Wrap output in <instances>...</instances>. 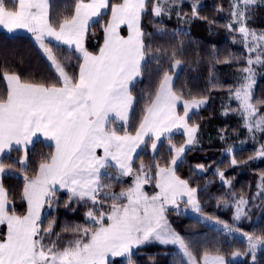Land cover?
Here are the masks:
<instances>
[{"label":"snow or ice","instance_id":"6c2138e0","mask_svg":"<svg viewBox=\"0 0 264 264\" xmlns=\"http://www.w3.org/2000/svg\"><path fill=\"white\" fill-rule=\"evenodd\" d=\"M175 0H153L151 13L155 17L171 14ZM258 4L264 0H230V17L224 27L238 33L247 53L245 66L241 69L238 86L230 90V99L238 102L236 112L250 133L264 134V114L253 100L256 84V67H264V31L257 32L248 27L247 21ZM192 17H201L199 4L191 5ZM149 11L148 0H75L71 15L56 19L53 16L52 0H0V27L8 33L25 30L31 34L45 58L56 83L35 82L22 78L16 72H4L5 92L0 94V226L6 231L0 237V264H113L112 258H126V264H134L133 249L142 245L159 243L175 245L182 257L180 264H232L217 249L204 250L199 257L194 252L196 242L191 245L170 224L167 213L171 208L177 214L191 209L201 213L198 189L187 179L177 174L178 162H184L186 150L191 151L197 143L198 124H190V113L198 115L207 104V97L185 99L174 89L173 75L163 71L154 94H142L143 107L135 131L128 130L134 105L139 103L133 95L136 84L155 62L157 72L161 57L150 55L151 45L145 43L146 34L141 26L143 16ZM110 14L102 25L104 44L98 54L85 47L86 35L97 18ZM179 15V13H177ZM233 25H236L234 27ZM126 26L127 35H121ZM235 43V38L233 39ZM66 46L68 55L61 59L70 61L75 55L78 61L70 74L65 63L57 58L56 49ZM158 51V50H156ZM171 53L173 72L181 68L182 61ZM216 59L217 63H229ZM232 60L238 59L231 57ZM150 74V73H149ZM211 75V73H210ZM214 80L215 77L213 76ZM182 105V113L178 106ZM227 110L224 115H227ZM119 123L120 128H117ZM184 135L180 146L174 144L173 135ZM162 138L169 145L170 161L161 165L155 160L158 144ZM37 142H47L46 147L54 151L37 160L32 178L27 175L28 156ZM150 146L153 164L142 161L134 170V158L138 150ZM13 151L23 152L20 160L5 164L4 158ZM231 155L233 149L227 148ZM264 157V145L256 153ZM238 161L233 156L230 164ZM16 164L23 172L22 200L26 202V213L19 215L15 207L10 208L9 194L2 179L14 176L11 171ZM201 172L204 165H198ZM147 168V170H146ZM110 169L114 171H109ZM154 172V175L149 173ZM220 180L231 188L225 173L216 170ZM123 177H132L129 187L119 193L112 192V183L122 182ZM258 185V195H264V176ZM151 184L153 194L145 190ZM65 190L70 204H90L85 213L88 227L65 226L63 232L74 233L61 247L59 233H54V220L42 226L45 205L53 206L57 193ZM101 193L103 196L101 197ZM234 224L248 218L249 200L232 193ZM111 201L107 211L104 202ZM183 202L185 209H180ZM203 221L219 225L222 235H239L246 243L247 251H235L232 258L251 256L253 264L256 254L264 249V235L242 232L224 221L203 216ZM55 235L56 240L51 237ZM47 241V242H46Z\"/></svg>","mask_w":264,"mask_h":264},{"label":"trees","instance_id":"16d2710c","mask_svg":"<svg viewBox=\"0 0 264 264\" xmlns=\"http://www.w3.org/2000/svg\"><path fill=\"white\" fill-rule=\"evenodd\" d=\"M74 2L75 0H52L53 16L59 19L63 15H71ZM116 2L119 0H110V3ZM193 2L194 0H175L170 15L155 17L151 13L153 0H148L149 11L143 16L141 26L148 34L145 43L151 45L150 55H158L162 58L160 63L162 71L157 72V65L155 62L151 63L144 77L132 90L139 103L134 105L128 130L134 132L138 126L143 107L141 95L146 97L154 94L163 71L173 73L170 67L173 61L170 56L175 51L176 58L180 59L182 64L174 81V89L185 99L193 96L207 97V104L199 109L198 115H190L189 123L199 125V131L196 134L197 143L192 146L191 151L186 150L184 162L178 163L177 174L198 189L201 213L238 227L249 234L264 235V195H258L260 178L264 176V157L256 156L259 151V138L256 135L251 136L245 129L243 119L232 111L237 108L238 102L230 99V90H234L240 82L241 69L245 66L247 53L239 34L231 33L224 27L226 23L231 22L230 0H196L199 4V15L206 19L192 17ZM109 18L110 14L103 15L98 23L89 28L86 48L93 54H98L104 43L102 25L106 24ZM247 24L251 29L264 31V4H259L252 9ZM233 26L236 27V25ZM54 51L58 59L68 55L66 47L60 49L54 47ZM214 56L221 61L228 59L230 62L217 63ZM233 56L238 59L232 60ZM61 62L65 63L66 70L72 74L75 71V65L81 61L73 55L70 61L61 59ZM256 69L253 100L261 101L256 106L260 113L264 114V67L258 66ZM4 72H16L22 78L35 82L56 83L55 76L33 38L21 34L9 35L0 31V94L5 92ZM226 110L228 114L224 115ZM179 111L181 112L182 109L180 108ZM116 126L120 128L119 123ZM185 140L184 135L176 133L173 135L172 142L180 146ZM162 141L155 154V160L165 165L170 161L171 154L167 141ZM46 143H35L34 151L29 152L30 166L27 169L29 178L34 176L37 160L54 151L53 148L46 147ZM229 147L233 149L231 155L225 151ZM22 156L23 152L13 151L10 157L4 158V162L11 164L20 160ZM233 156L238 161L235 166L230 164ZM141 161L146 166L153 164L150 146L138 153V158L133 164L134 170L139 169ZM201 164L207 169L206 171L198 172L197 166ZM217 169L223 171L225 178L231 181V188L215 174ZM11 171L15 175H5L2 182L9 194L10 208L14 206L16 213L23 215L26 213V202L22 200L24 173L20 171L19 164H16ZM104 182L112 183L113 187L110 190L119 193L131 185L132 177H123L122 182L109 180ZM145 190L150 195L156 191L151 184L146 185ZM233 192L249 200L248 218L238 224H234L232 219L235 209L229 206L233 203ZM102 196L103 193H101ZM67 198V192L58 191L53 206L46 207L47 210L45 209L46 212L44 211L42 218L44 227L48 220L55 221L53 231L59 233L58 243L61 247L74 236V233L62 231L65 226H89L85 213L91 205L80 203L65 207L63 202ZM110 203L111 201L104 202L105 211ZM167 216L171 226L185 237L190 245L192 241L196 242L194 252L198 257L204 250L215 252L218 249L226 260L232 261V264H253L250 255L236 261L231 259L233 252L247 251L246 243L239 237L222 235L217 228L186 213L177 214V211L171 208ZM4 231L5 226H2L1 237ZM51 239L55 241L56 236L53 235ZM132 259L134 264H180L184 258L175 246L153 243L135 249ZM112 261L113 264H126V258H114ZM255 264H264V250L257 252Z\"/></svg>","mask_w":264,"mask_h":264},{"label":"rangeland","instance_id":"374dc122","mask_svg":"<svg viewBox=\"0 0 264 264\" xmlns=\"http://www.w3.org/2000/svg\"><path fill=\"white\" fill-rule=\"evenodd\" d=\"M259 5V4H258ZM257 32H261V31H258V30H256ZM243 44V43H242ZM244 46V45H243ZM258 67V66H257ZM260 67V66H259ZM255 71H256V74H257V69H255ZM251 136H253V135H256V136H258V138H259V149H260V147H261V145H264V134H261L260 132H256V133H254V134H250ZM198 172H201L199 169H198ZM179 207H180V209H185L186 208V206L184 205V204H182V203H180V205H179ZM46 210H47V208H46ZM46 212V211H45ZM183 213H186V214H188V215H191V216H194V217H196V218H198L199 220H201V221H203L202 220V217L203 216H207V215H205V214H203V213H194V212H192V210L189 208V209H187V211L186 212H183ZM42 218H43V216H42ZM214 219H216V218H214ZM203 222H205V223H207V224H209L210 226H212V227H214V228H219V225H217V224H214V223H212V222H209V221H203ZM242 232H244V231H242ZM235 236H237V237H239L240 239H242L243 240V238L242 237H240L239 235H235ZM172 246H175V245H172ZM176 247V249L179 251V249H178V247L177 246H175ZM261 250H264V249H261ZM134 252H135V250L133 251V254H134ZM180 252V251H179ZM241 258H243V256H241V257H239V258H236L235 260H233V258L231 257V259L233 260V261H236V260H239V259H241ZM114 259V258H113Z\"/></svg>","mask_w":264,"mask_h":264},{"label":"crops","instance_id":"0c3cea01","mask_svg":"<svg viewBox=\"0 0 264 264\" xmlns=\"http://www.w3.org/2000/svg\"><path fill=\"white\" fill-rule=\"evenodd\" d=\"M109 2H110V0H109ZM98 20L100 19V18H97ZM0 31H4V32H6V33H8L7 32V30L6 29H3L2 27H0ZM9 35H14V34H21V35H27V36H30L31 38H32V36H31V34L30 33H28L27 31H25V30H17L15 33H8ZM121 35H124V36H126L127 35V28H126V26H122V28H121ZM86 40H87V35H86V39H85V47H86ZM104 44V43H103ZM66 47V46H65ZM102 47H103V45H102ZM179 70L180 69H177V70H175L173 73H169V74H171V75H173V85H174V81H175V78H176V76H177V74H178V72H179ZM203 107V106H202ZM201 107V108H202ZM182 109V105L181 106H178V111H179V109ZM180 112V111H179ZM181 113H182V111H181ZM190 115H191V113H190ZM174 134H176V133H174ZM162 140H163V138H162ZM159 145L160 144H158V146H157V150H158V147H159ZM150 151H151V148H150ZM140 152V150H138V153ZM151 153H152V151H151ZM153 154V153H152ZM154 155V154H153ZM135 159L136 158H134V162H135ZM134 162H133V164H134ZM179 163V162H178ZM61 192H66L65 190H60ZM46 207H47V205H45V209H46ZM45 209H44V211H45ZM44 213V212H43ZM42 216H43V214H42ZM1 227L2 226H0V237H1ZM5 231H6V228H5ZM4 231V232H5ZM135 249H133V251H134ZM116 258H123V257H116ZM113 259V258H112Z\"/></svg>","mask_w":264,"mask_h":264}]
</instances>
